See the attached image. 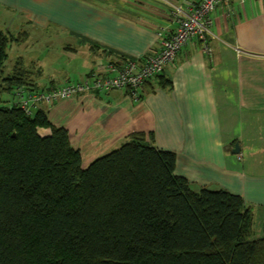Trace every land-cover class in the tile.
<instances>
[{"label":"crops","instance_id":"crops-1","mask_svg":"<svg viewBox=\"0 0 264 264\" xmlns=\"http://www.w3.org/2000/svg\"><path fill=\"white\" fill-rule=\"evenodd\" d=\"M198 1L0 0V19L9 33L14 28L21 31L20 46L30 37L23 29L55 28L74 43L66 48L70 59L86 57L83 72L75 79L61 84L37 80L40 89L47 90L103 73L109 64L156 55L160 32L170 35L178 27L174 7ZM211 17V52L192 39L166 70L163 82L169 81L170 87L155 78L143 87L139 101L126 90H111L42 105L39 110L69 132L85 169L132 134H153L156 147L177 154L176 174L195 191L241 196L254 213V239L261 240L264 0H229ZM19 59L25 64L23 57ZM31 70L36 77L41 71Z\"/></svg>","mask_w":264,"mask_h":264},{"label":"trees","instance_id":"trees-1","mask_svg":"<svg viewBox=\"0 0 264 264\" xmlns=\"http://www.w3.org/2000/svg\"><path fill=\"white\" fill-rule=\"evenodd\" d=\"M19 40L0 29V72ZM36 74L19 59L0 94L44 91ZM165 74L155 78L170 87ZM176 165L153 134L135 133L85 169L45 111L0 98V264H264L245 200L195 191Z\"/></svg>","mask_w":264,"mask_h":264},{"label":"built area","instance_id":"built-area-1","mask_svg":"<svg viewBox=\"0 0 264 264\" xmlns=\"http://www.w3.org/2000/svg\"><path fill=\"white\" fill-rule=\"evenodd\" d=\"M229 0H201L174 7L178 27L168 35L161 31V49L153 56L130 59L121 64H109L102 73H94L82 81L70 82L62 87L31 92L27 87L15 90L14 101L27 113L34 115L42 105H54L60 101L89 93L126 90L138 101L145 83L165 73L182 49L198 39L206 52H211L209 37L213 26L212 13L223 8Z\"/></svg>","mask_w":264,"mask_h":264},{"label":"rangeland","instance_id":"rangeland-1","mask_svg":"<svg viewBox=\"0 0 264 264\" xmlns=\"http://www.w3.org/2000/svg\"><path fill=\"white\" fill-rule=\"evenodd\" d=\"M0 29L9 36L19 37L21 33L16 28L10 33L6 31V25L1 19ZM23 30L29 31L30 37L24 41L25 44L23 46L19 45L21 42L10 44L8 50L9 58L0 72V90L1 86L4 85V80L13 75L19 56L24 58L26 68H36L43 72V75L37 78L40 84H48L51 80L61 84L67 82L69 77L75 79L80 76L83 72L82 69L84 68L83 64L85 65L86 57L79 55L78 60L68 57L66 48L71 44L74 45V43L67 35L55 28L35 30L28 27V29ZM0 98L5 103L16 99L15 93H1ZM41 132L43 133V131ZM121 145L108 150L105 154L120 148Z\"/></svg>","mask_w":264,"mask_h":264},{"label":"water","instance_id":"water-1","mask_svg":"<svg viewBox=\"0 0 264 264\" xmlns=\"http://www.w3.org/2000/svg\"><path fill=\"white\" fill-rule=\"evenodd\" d=\"M240 152V148L237 146L235 153H239Z\"/></svg>","mask_w":264,"mask_h":264}]
</instances>
